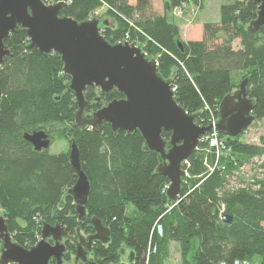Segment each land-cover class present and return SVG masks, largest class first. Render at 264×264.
<instances>
[{
    "label": "trees",
    "instance_id": "obj_1",
    "mask_svg": "<svg viewBox=\"0 0 264 264\" xmlns=\"http://www.w3.org/2000/svg\"><path fill=\"white\" fill-rule=\"evenodd\" d=\"M50 2H63L60 16L78 22L106 8L116 24L102 28L106 41L133 42L155 59L160 76L171 82L175 101L187 114H201L196 124H205V107L218 117L221 99L244 79L253 101V122L264 121V26L256 33L246 31L256 17L258 5L252 1L221 4L219 22L203 24L199 41L180 39L167 17L171 8L165 0L162 15L152 11L151 0ZM4 45L10 54L0 66V209L16 244L29 249L40 238L43 223L58 224L68 235L63 260L70 262L74 240L80 233L93 234L90 220L96 218L109 229L110 239L106 245L93 243L88 259L95 264H145L148 250V264H167L172 243L179 248L176 264H264V136L258 144L241 136L224 138L225 152L216 165L213 153L199 144L182 165L186 176L177 201L171 202L166 197L168 180L155 173L158 155L144 150L138 131L113 133L106 123L99 131L75 125L74 97L67 90L70 78L56 53L29 49L20 27ZM84 97L85 114H91L101 102L122 95L87 88ZM38 131L47 134L50 145L75 141L90 184L84 221L77 219L66 194L76 181L68 151H34L23 135ZM161 136L168 141L170 133ZM253 161L257 171L244 180L242 168ZM155 224L161 226V236ZM125 251L127 260L122 259Z\"/></svg>",
    "mask_w": 264,
    "mask_h": 264
},
{
    "label": "water",
    "instance_id": "obj_2",
    "mask_svg": "<svg viewBox=\"0 0 264 264\" xmlns=\"http://www.w3.org/2000/svg\"><path fill=\"white\" fill-rule=\"evenodd\" d=\"M165 1L173 11L189 0ZM241 1L258 5L255 19L246 27L248 33L258 32L264 26V0ZM63 6V2L45 5L42 0H0V66L10 54L4 41L19 27L26 31L29 49L35 48L45 55L56 53L63 64V74L70 78L67 90L74 97L75 125L80 129L99 131L106 123L113 133L138 131L144 140V150L158 155L155 173L169 182L167 199L176 202L186 176L182 165L195 153L200 138L212 130V124L195 123L201 114H187L175 101L171 82L160 76L155 59L147 57L135 43L110 44L106 41L101 34L102 28L108 23L114 27L115 22L96 18L78 22L61 17ZM177 45L181 47L180 42ZM246 84L247 79L242 80L238 89L226 94L219 102L215 129L223 138H238L254 121L253 101L247 97ZM87 88L97 89L101 95L116 90L122 98L107 104L101 102L100 108L85 114ZM1 96L0 87V100ZM162 132L170 133L168 141L162 138ZM23 139L34 151L48 150L51 143L43 131L24 134ZM68 162L76 181L66 194L73 200L77 219L84 221L90 184L81 169L79 151L73 139H70ZM230 221L231 218L226 216L225 222ZM90 224L94 233L77 236L74 260L70 264H95L88 259L93 243L106 245L109 242L110 231L100 220L92 218ZM67 238L66 231L58 224L43 223L40 239L25 249L13 241L5 219L0 215V264H50L51 261L63 264Z\"/></svg>",
    "mask_w": 264,
    "mask_h": 264
},
{
    "label": "rangeland",
    "instance_id": "obj_3",
    "mask_svg": "<svg viewBox=\"0 0 264 264\" xmlns=\"http://www.w3.org/2000/svg\"><path fill=\"white\" fill-rule=\"evenodd\" d=\"M135 0H129V3H134ZM164 0H151L152 11L156 14L161 13L163 8ZM232 0H198V3L193 1H188L186 4L181 5L175 11L167 12V17L169 22L173 23L179 30V25L183 24L189 27V32L185 31L183 28V35L186 37H198L196 31L199 28L202 29L203 24L206 23H218L219 22V7L223 3L230 2ZM162 15V14H161ZM93 18L101 20H109L115 22L107 13L106 8H101L92 14ZM116 24L114 23V26ZM187 32V33H186ZM181 39V37H180ZM182 40V39H181ZM127 41V40H124ZM183 41V40H182ZM239 41L236 40L233 44V48H238ZM138 47V46H137ZM140 48V47H139ZM141 49V48H140ZM146 54V53H145ZM235 91V90H233ZM104 106V105H103ZM264 136V121L253 122V124L247 129V131L241 135L240 139L247 143L258 144L260 142L259 138ZM69 150V145L65 141H56L52 143L48 149L50 154H59L61 152H67ZM257 167L254 161L247 163L243 166L242 171L245 174L244 180L249 179L256 173ZM239 183H236L238 185ZM0 215L2 211L0 209ZM264 226V224H263ZM81 236L86 237L82 233ZM40 239V238H39ZM127 251L123 254L122 259L127 260ZM74 260V258L72 259ZM179 262V248L178 245L172 243L170 246L169 260L167 264H176ZM74 262H72L73 264ZM63 264H70V262H64Z\"/></svg>",
    "mask_w": 264,
    "mask_h": 264
},
{
    "label": "built area",
    "instance_id": "obj_4",
    "mask_svg": "<svg viewBox=\"0 0 264 264\" xmlns=\"http://www.w3.org/2000/svg\"><path fill=\"white\" fill-rule=\"evenodd\" d=\"M42 1H43V3L45 5L53 4V3L50 2V0H42ZM177 9H175V10H177ZM175 10H173V11H175ZM90 18H93V16L91 15ZM204 111L207 112V115L205 117V124L204 125H201V126H208L211 123L212 124V130L210 132H208L206 135H204V136H202L200 138L199 144H202L203 145L202 149L205 150L206 152L213 153V156H214V159H215V163L214 164L216 165V164H218L219 158L225 152L224 138L215 129V124L218 121L217 115H215L212 110H209L208 107H205ZM217 111H218V108H217ZM198 147H199V145H198ZM221 169H224V167L221 166ZM155 229H156L157 235L158 236H161V234H162V228H161V226L158 225V224H155ZM38 240H39V238H38ZM154 251H155V248L153 249L152 253ZM149 254H150V251L148 250L147 257H146V263L145 264H148ZM233 264H249V263L235 261Z\"/></svg>",
    "mask_w": 264,
    "mask_h": 264
},
{
    "label": "crops",
    "instance_id": "obj_5",
    "mask_svg": "<svg viewBox=\"0 0 264 264\" xmlns=\"http://www.w3.org/2000/svg\"><path fill=\"white\" fill-rule=\"evenodd\" d=\"M135 2V1H134ZM132 4V3H131ZM163 13V8L161 10V13H159L160 15ZM206 23V22H205ZM183 28L185 29V31L189 32V27H187L186 25H179V29H180V37L183 41H199L202 39V36H203V29L199 28V31L197 30L196 31V34L198 35V37H186L183 35ZM186 32V33H187Z\"/></svg>",
    "mask_w": 264,
    "mask_h": 264
}]
</instances>
